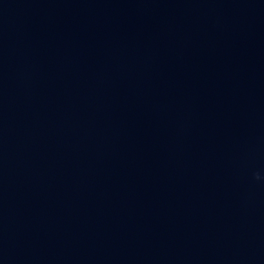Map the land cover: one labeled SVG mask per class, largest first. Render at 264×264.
<instances>
[{"label":"water","instance_id":"obj_1","mask_svg":"<svg viewBox=\"0 0 264 264\" xmlns=\"http://www.w3.org/2000/svg\"><path fill=\"white\" fill-rule=\"evenodd\" d=\"M0 264H264V0H0Z\"/></svg>","mask_w":264,"mask_h":264}]
</instances>
